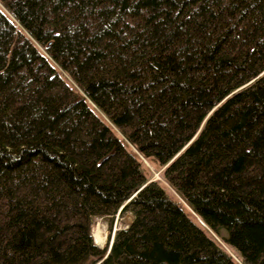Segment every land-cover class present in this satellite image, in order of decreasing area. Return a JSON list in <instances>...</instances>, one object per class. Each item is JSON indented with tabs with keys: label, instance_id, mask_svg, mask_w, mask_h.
<instances>
[{
	"label": "trees",
	"instance_id": "trees-1",
	"mask_svg": "<svg viewBox=\"0 0 264 264\" xmlns=\"http://www.w3.org/2000/svg\"><path fill=\"white\" fill-rule=\"evenodd\" d=\"M0 264H264V0H0Z\"/></svg>",
	"mask_w": 264,
	"mask_h": 264
},
{
	"label": "rangeland",
	"instance_id": "rangeland-1",
	"mask_svg": "<svg viewBox=\"0 0 264 264\" xmlns=\"http://www.w3.org/2000/svg\"><path fill=\"white\" fill-rule=\"evenodd\" d=\"M154 178H157V173H154ZM125 221V219H123ZM122 221L118 220V217L115 216V219L112 224V232L117 229L119 226H122ZM92 236L95 242L102 240L101 242L97 243L99 246H104L106 242H108V224L105 219L102 218H94L93 226H92ZM112 237V236H111ZM233 254V253H232ZM234 256V255H233ZM236 259V258H235Z\"/></svg>",
	"mask_w": 264,
	"mask_h": 264
},
{
	"label": "water",
	"instance_id": "water-1",
	"mask_svg": "<svg viewBox=\"0 0 264 264\" xmlns=\"http://www.w3.org/2000/svg\"><path fill=\"white\" fill-rule=\"evenodd\" d=\"M114 233V232H113ZM112 237H113V234H112ZM112 237H111V239H110V243H109V247H110V245H111V242H112ZM96 243V242H95ZM97 244V243H96ZM101 248H103V246H100Z\"/></svg>",
	"mask_w": 264,
	"mask_h": 264
},
{
	"label": "bare ground",
	"instance_id": "bare-ground-1",
	"mask_svg": "<svg viewBox=\"0 0 264 264\" xmlns=\"http://www.w3.org/2000/svg\"><path fill=\"white\" fill-rule=\"evenodd\" d=\"M102 240H99V241H97L96 243H99V242H101Z\"/></svg>",
	"mask_w": 264,
	"mask_h": 264
}]
</instances>
